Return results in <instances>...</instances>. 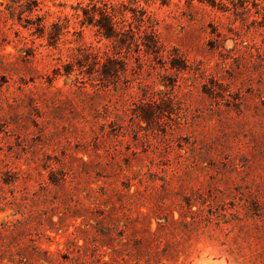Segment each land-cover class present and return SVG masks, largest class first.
Returning a JSON list of instances; mask_svg holds the SVG:
<instances>
[{
  "label": "rangeland",
  "instance_id": "obj_1",
  "mask_svg": "<svg viewBox=\"0 0 264 264\" xmlns=\"http://www.w3.org/2000/svg\"><path fill=\"white\" fill-rule=\"evenodd\" d=\"M0 264H264V0H0Z\"/></svg>",
  "mask_w": 264,
  "mask_h": 264
},
{
  "label": "trees",
  "instance_id": "obj_2",
  "mask_svg": "<svg viewBox=\"0 0 264 264\" xmlns=\"http://www.w3.org/2000/svg\"><path fill=\"white\" fill-rule=\"evenodd\" d=\"M33 3L34 2H21L19 4H17V7L19 8H14V10H16L19 14V19L22 20L24 18V13L26 12H33ZM9 7H12V6H9ZM100 15L101 17L99 19L96 20V25L98 26L99 30L101 32H103L105 35H107L108 37H113L115 36V33H116V24H115V21L113 20V17L108 13V11H102L100 12ZM88 20H90V23H92L93 20H95V17L94 16H91V15H88L87 16ZM27 22H29V18L26 17L25 19ZM37 31L40 32L41 34L44 35L45 33V24H41V23H38L37 24ZM79 54L83 55L85 57V59H90L92 58L93 60V63L95 65H98L101 63V60L100 58L98 57V54H96L95 52H89L87 51L86 49H78ZM79 65L83 66L85 63L88 64L89 61L87 60H81V61H78L77 62ZM103 66H105L103 64ZM69 65H66V71L69 72ZM102 76L103 77H106L107 79L110 76L109 72L105 71V70H102L101 72Z\"/></svg>",
  "mask_w": 264,
  "mask_h": 264
}]
</instances>
